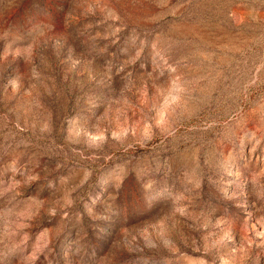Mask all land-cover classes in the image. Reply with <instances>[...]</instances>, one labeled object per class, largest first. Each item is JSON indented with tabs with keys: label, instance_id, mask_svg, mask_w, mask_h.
Instances as JSON below:
<instances>
[{
	"label": "rangeland",
	"instance_id": "obj_1",
	"mask_svg": "<svg viewBox=\"0 0 264 264\" xmlns=\"http://www.w3.org/2000/svg\"><path fill=\"white\" fill-rule=\"evenodd\" d=\"M0 264H264V0H0Z\"/></svg>",
	"mask_w": 264,
	"mask_h": 264
}]
</instances>
